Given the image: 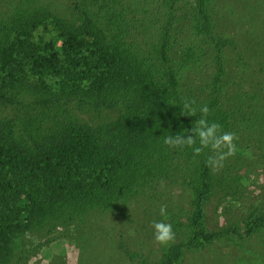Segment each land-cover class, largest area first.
I'll use <instances>...</instances> for the list:
<instances>
[{"label": "trees", "instance_id": "1", "mask_svg": "<svg viewBox=\"0 0 264 264\" xmlns=\"http://www.w3.org/2000/svg\"><path fill=\"white\" fill-rule=\"evenodd\" d=\"M213 2L76 0L58 10L0 0V264H26L59 238L80 246L84 264L93 221L126 219L160 197L167 214L157 216L182 233L161 264L264 230L263 196L246 204L259 169L264 180V9L238 6L220 26ZM185 99L236 134L222 168L207 166V151L163 145L199 118L181 112ZM213 203L225 222L216 229ZM120 248L148 264L145 251Z\"/></svg>", "mask_w": 264, "mask_h": 264}, {"label": "rangeland", "instance_id": "2", "mask_svg": "<svg viewBox=\"0 0 264 264\" xmlns=\"http://www.w3.org/2000/svg\"><path fill=\"white\" fill-rule=\"evenodd\" d=\"M33 2H36L35 4L39 6L44 5L58 10L69 7L74 8L76 4V0H33ZM1 3L3 7L6 6L4 1H1ZM238 6L249 13V16L257 15L259 8L264 9V0H214L213 9L215 10L216 22L220 26L228 25L231 21L227 18L230 16L229 13L236 11ZM260 14L264 18V10ZM258 21H261V18ZM253 180L256 184L249 188V199L246 204H249L255 197L260 196L262 198L263 196L264 198V191L261 189L264 180L260 169L255 173ZM176 198L174 197L173 200H176ZM167 201L166 197H160L155 201V207L147 210V206H141L140 213L131 211L126 219L122 214L120 216H103L93 221L95 225L88 229L92 233V238L90 239V245L86 244L88 248L86 257H84V264H103L106 261L108 264H132L120 248L122 242L130 251H145L148 255V264H161L162 252L165 247L155 243L152 223L153 221L166 222L162 217L157 216L155 209L161 207L162 203L163 205L166 204ZM146 211L151 212V214L154 211L156 217H151ZM235 212L237 213L236 210H233L232 215H241V212L237 214ZM224 223L219 219L216 205L213 203L209 212V228L216 229ZM181 234V232H176L173 242L179 239ZM41 241L35 240L33 243L37 245ZM44 241L43 238L42 242ZM81 254L80 246L70 239H53L38 250L26 264H61V256L65 264H80ZM57 257L59 258L53 262ZM178 264H264V230L250 240L234 238L220 241L215 246L207 249L188 250Z\"/></svg>", "mask_w": 264, "mask_h": 264}, {"label": "clouds", "instance_id": "3", "mask_svg": "<svg viewBox=\"0 0 264 264\" xmlns=\"http://www.w3.org/2000/svg\"><path fill=\"white\" fill-rule=\"evenodd\" d=\"M185 116L194 117L197 112L199 118L191 126V130L186 129L175 135H163L161 137L163 145L172 150L190 149L194 157L210 153L207 157V166L210 169L218 170L224 166V162L235 155L237 136L232 132L222 130V125L210 121V109L207 104L196 106L194 100L185 99L181 108ZM163 187V185H161ZM161 216H166L167 207L162 205L159 209ZM154 241L160 246L168 247L175 239L172 225L164 221H153Z\"/></svg>", "mask_w": 264, "mask_h": 264}]
</instances>
